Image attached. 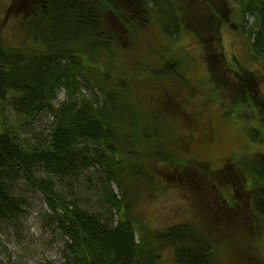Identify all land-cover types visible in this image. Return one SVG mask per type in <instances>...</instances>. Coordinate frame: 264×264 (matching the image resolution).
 Returning <instances> with one entry per match:
<instances>
[{
    "label": "trees",
    "instance_id": "16d2710c",
    "mask_svg": "<svg viewBox=\"0 0 264 264\" xmlns=\"http://www.w3.org/2000/svg\"><path fill=\"white\" fill-rule=\"evenodd\" d=\"M233 1L238 27L253 36L252 53L264 64V0ZM27 5L19 40L0 35V221L23 215L19 182L24 181L43 196L68 240L65 264H157L167 249L174 264H253L264 244V233L254 227L264 220V158L256 156L262 165H243L239 172L227 160L228 166L211 171L186 158L173 111L159 98L150 102L152 89L169 93L168 76L189 86L181 61L167 59L146 78L140 68L122 66L130 36L141 41L150 21L160 23L169 38L179 36L180 1L27 0ZM248 16L254 18L249 29ZM147 86L148 95L142 93ZM60 90L66 96L57 102ZM168 98L167 105L175 100ZM8 105L20 126L44 114L52 124L45 134L23 137L5 122ZM90 169L91 177H84ZM194 170L210 176L205 190L220 188L228 217L154 226L158 218L139 210L141 201L169 190L168 171ZM176 185L175 191L183 188ZM248 200V211L241 213ZM211 222L230 223L234 232L222 237L226 227ZM256 241L261 243L254 247Z\"/></svg>",
    "mask_w": 264,
    "mask_h": 264
},
{
    "label": "rangeland",
    "instance_id": "374dc122",
    "mask_svg": "<svg viewBox=\"0 0 264 264\" xmlns=\"http://www.w3.org/2000/svg\"><path fill=\"white\" fill-rule=\"evenodd\" d=\"M179 1L183 12L179 36L169 38L160 23L150 21L145 25L141 41L135 39L137 34L130 36L132 45L123 51L126 55L121 58L122 66L138 67L146 78L150 69H162L167 59L176 60V65L181 61L182 74L186 75L189 86L182 85L177 76L168 81V76L167 82L172 85L168 94L175 100L167 105V90L152 89L150 102L159 98L160 104L170 113L173 111L175 128L180 132L178 140L186 151V158L195 159L211 171L228 166L224 165V160L238 166L235 167L237 172L245 169L243 165L260 166L261 159L257 160L256 156L264 158V64L252 53L253 36L242 33L238 27L239 7L233 0ZM27 6V0H0L3 38L19 40ZM253 21L254 18L248 16L247 29ZM148 68V72L141 70ZM133 80L139 78L134 74ZM148 88H142V93L147 90L148 95ZM65 96V91L60 90L57 102L63 101ZM233 108L235 111L231 112ZM5 116L6 124L23 137L37 132L45 134L53 121L44 114L20 126V116L10 105L5 109ZM0 130H3L1 111ZM258 134L260 139L254 140ZM208 139H211V147H205ZM201 141L206 143L200 145ZM92 172L90 169L84 177H91ZM183 172L168 171L172 182L165 184L169 190L158 198L145 197L141 201L139 210L158 218L154 226L164 228L183 220L201 222L208 216L228 217L220 188L204 189L210 176L195 170L192 175ZM242 176L247 183L245 173ZM93 179L95 182L96 178ZM82 180L85 183L84 178ZM177 183L183 186L179 191L174 190ZM113 189L118 192L116 184ZM67 191L61 190L64 196ZM19 192L25 196L23 215L15 222L0 221V264H65L64 249L68 240L53 222V210L26 182H19ZM81 199L86 201L84 196ZM248 204L249 200L244 201L242 208L246 211L241 213L248 211ZM210 226L226 227L222 237L234 232L230 223L211 222ZM254 227L263 234L264 220H257ZM261 242L253 243L254 247ZM253 260V264H264V244L259 245L256 260ZM157 264H174L172 249L165 250Z\"/></svg>",
    "mask_w": 264,
    "mask_h": 264
},
{
    "label": "flooded vegetation",
    "instance_id": "af4514ba",
    "mask_svg": "<svg viewBox=\"0 0 264 264\" xmlns=\"http://www.w3.org/2000/svg\"><path fill=\"white\" fill-rule=\"evenodd\" d=\"M207 142H208V144L205 146V147H211L212 145L210 144V142H211V139H208L207 140ZM200 145L203 143H206L205 141H201V142H198Z\"/></svg>",
    "mask_w": 264,
    "mask_h": 264
}]
</instances>
